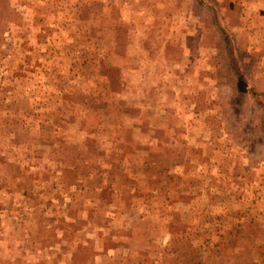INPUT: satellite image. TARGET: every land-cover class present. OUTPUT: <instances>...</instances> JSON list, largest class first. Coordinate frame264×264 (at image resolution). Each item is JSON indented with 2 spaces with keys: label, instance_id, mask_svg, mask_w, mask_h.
Listing matches in <instances>:
<instances>
[{
  "label": "rangeland",
  "instance_id": "1",
  "mask_svg": "<svg viewBox=\"0 0 264 264\" xmlns=\"http://www.w3.org/2000/svg\"><path fill=\"white\" fill-rule=\"evenodd\" d=\"M0 264H264V0H0Z\"/></svg>",
  "mask_w": 264,
  "mask_h": 264
}]
</instances>
